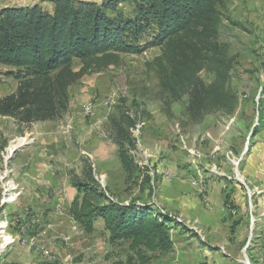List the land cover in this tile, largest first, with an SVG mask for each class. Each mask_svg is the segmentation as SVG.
<instances>
[{"label": "rangeland", "instance_id": "obj_1", "mask_svg": "<svg viewBox=\"0 0 264 264\" xmlns=\"http://www.w3.org/2000/svg\"><path fill=\"white\" fill-rule=\"evenodd\" d=\"M81 1L116 2L133 16L132 0ZM54 2L0 0V10L39 6L52 13ZM218 14L216 38L235 58L233 112L193 124L185 97L168 116L155 47L89 71L68 89L69 108L53 121L0 116V264H140L129 243L112 242L103 224L86 233L70 216L73 182L91 178L109 201L153 204L182 220L171 232L174 250L146 253L148 264H264V0H226ZM152 38L149 32L138 41L144 46ZM80 68L75 61L73 70ZM18 72L0 63V99L18 92ZM200 77L214 81L207 71ZM120 112L140 125L124 143L131 179L111 129ZM163 182L169 189L181 184L182 195L168 199ZM193 203L201 220L190 214Z\"/></svg>", "mask_w": 264, "mask_h": 264}, {"label": "trees", "instance_id": "obj_2", "mask_svg": "<svg viewBox=\"0 0 264 264\" xmlns=\"http://www.w3.org/2000/svg\"><path fill=\"white\" fill-rule=\"evenodd\" d=\"M226 0H132L133 16L125 17L116 2L98 6L85 1L55 0L53 12L39 6L0 10V63L19 70L16 94L0 99V116H18L22 123L53 121L69 108L68 89L93 69L115 66L123 54L158 47L157 75L166 94L165 112L188 98L186 114L193 124L206 116L233 112L237 95L231 90L235 58L217 40L218 7ZM152 32L142 46L138 40ZM81 68L73 70L74 62ZM203 71L214 75L206 84ZM118 157L134 174L124 143L136 121L124 113L112 118ZM91 177V175H90ZM77 190L69 210L75 223L93 233L103 221L111 241H126L140 264L174 250L171 232L181 226L155 205L109 201L95 180L73 182Z\"/></svg>", "mask_w": 264, "mask_h": 264}, {"label": "crops", "instance_id": "obj_3", "mask_svg": "<svg viewBox=\"0 0 264 264\" xmlns=\"http://www.w3.org/2000/svg\"><path fill=\"white\" fill-rule=\"evenodd\" d=\"M165 182H163L161 185H162V188L164 186H167V185H164ZM177 185V184H176ZM181 184H178L177 187L176 186H173L174 188L173 189H169V187H164L162 191L166 192V194L168 195V199L170 198H174L175 200L180 197L182 195V190H180L178 187H181L180 186ZM175 187L177 188V190L175 189ZM183 187V186H182ZM183 189V188H182ZM163 194V192H162ZM165 196V195H164ZM193 202V201H192ZM192 209H190V214L193 215V218H196L197 220H201V214L203 215V210H201V208H199V206L197 204H192ZM96 223H101V225L103 224V221H98ZM95 223V224H96Z\"/></svg>", "mask_w": 264, "mask_h": 264}, {"label": "built area", "instance_id": "obj_4", "mask_svg": "<svg viewBox=\"0 0 264 264\" xmlns=\"http://www.w3.org/2000/svg\"><path fill=\"white\" fill-rule=\"evenodd\" d=\"M132 117V116H131ZM140 130V125L139 124H136L133 128H131V132L134 133V132H138ZM197 184V183H196ZM172 217V216H171ZM176 222L180 225H183V222L180 218H175Z\"/></svg>", "mask_w": 264, "mask_h": 264}, {"label": "water", "instance_id": "obj_5", "mask_svg": "<svg viewBox=\"0 0 264 264\" xmlns=\"http://www.w3.org/2000/svg\"><path fill=\"white\" fill-rule=\"evenodd\" d=\"M16 151H17V150H15V151L13 152V154H11V157L16 153Z\"/></svg>", "mask_w": 264, "mask_h": 264}]
</instances>
